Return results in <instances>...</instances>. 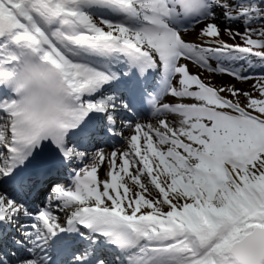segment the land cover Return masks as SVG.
<instances>
[{
  "label": "snow or ice",
  "instance_id": "obj_1",
  "mask_svg": "<svg viewBox=\"0 0 264 264\" xmlns=\"http://www.w3.org/2000/svg\"><path fill=\"white\" fill-rule=\"evenodd\" d=\"M0 264H264V0H0Z\"/></svg>",
  "mask_w": 264,
  "mask_h": 264
},
{
  "label": "bare ground",
  "instance_id": "obj_2",
  "mask_svg": "<svg viewBox=\"0 0 264 264\" xmlns=\"http://www.w3.org/2000/svg\"><path fill=\"white\" fill-rule=\"evenodd\" d=\"M102 174V173H101Z\"/></svg>",
  "mask_w": 264,
  "mask_h": 264
},
{
  "label": "rangeland",
  "instance_id": "obj_3",
  "mask_svg": "<svg viewBox=\"0 0 264 264\" xmlns=\"http://www.w3.org/2000/svg\"><path fill=\"white\" fill-rule=\"evenodd\" d=\"M227 79V78H226Z\"/></svg>",
  "mask_w": 264,
  "mask_h": 264
}]
</instances>
